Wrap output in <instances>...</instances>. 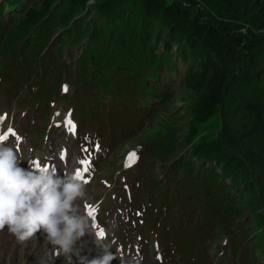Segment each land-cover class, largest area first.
Wrapping results in <instances>:
<instances>
[{"label": "trees", "instance_id": "trees-1", "mask_svg": "<svg viewBox=\"0 0 264 264\" xmlns=\"http://www.w3.org/2000/svg\"><path fill=\"white\" fill-rule=\"evenodd\" d=\"M201 1L246 12L259 24V32L244 36L231 27L208 28L209 45L193 59L179 44L184 40L174 15L166 14L160 0H115L111 8L99 12L98 20L107 25L103 36L81 31L87 24L71 30H67L68 23L62 25L70 11L80 6V0H1L0 50L14 55L17 67L27 71L26 78L36 75L32 85L36 86L42 77L59 79L63 71L69 72L71 66L63 62L65 52L83 44L76 68L82 75L80 83L89 94L108 103L130 99L119 80L118 66L136 62L156 71L169 70L177 53L186 69L182 102L178 105L173 99L166 106V135L157 136L165 143L158 158L163 163L179 162L188 149L179 143V136H185L193 122L218 109L220 148L258 179L253 187L243 185L241 189L251 214L256 208L249 202L264 199V0ZM125 33L128 40H116ZM53 40L56 50L46 51ZM196 42L194 38L191 44ZM39 72L42 77H37ZM157 118L158 122L160 116Z\"/></svg>", "mask_w": 264, "mask_h": 264}, {"label": "rangeland", "instance_id": "rangeland-1", "mask_svg": "<svg viewBox=\"0 0 264 264\" xmlns=\"http://www.w3.org/2000/svg\"><path fill=\"white\" fill-rule=\"evenodd\" d=\"M114 1L115 0H80V6L75 7L70 11V17L68 21L64 22V24L62 25L68 23L69 26L67 27V30H71L77 28L82 24H87L86 26H82L80 30H88V33L93 36L102 35V33L105 32L103 30V27H107V25H103L102 21L100 22L98 20L99 12H105L107 8H111ZM160 2L166 10L165 12L167 15H174L173 19L179 27V35L184 40L179 44L184 47L188 57H191L193 59H196V57L204 51L205 47L209 45L210 38H208L205 34L208 28L214 27L215 30L224 27H231V29H238L244 36H246L250 32L258 33L260 30L259 24L255 22V20L250 15L232 6L220 7L216 3L207 4L206 2H202L201 0H182V3L181 0H160ZM113 9L114 8L110 10ZM165 21L169 23L171 22V19H167ZM107 35L111 36V34ZM186 38H188L187 41ZM194 38H197V42L192 45L191 41ZM116 40H128L127 34H120V36ZM50 50H56L54 43L51 44ZM73 54H77V51H73ZM8 81L9 80L7 78L4 79V88ZM16 84L20 86L22 83H18L16 81ZM54 89L55 88L51 85V82H49V86H47L43 98L44 103L38 105L36 109H34V107L36 102L39 100V97L30 99L28 96H23V98L20 99L16 104L17 110L21 111L23 109H26L30 113L31 117L35 116V114L38 113L37 117L35 118H30L29 115H25L22 121V124L25 125L29 131H32V135L35 134L36 123H39L40 119L45 117V115H47V117L49 118L54 114L56 110L63 111L64 113L65 110L71 107V103L68 100H64L61 107H58L57 105H46L51 102L50 99L54 96ZM11 92H14L15 95L18 92V97H21L24 93L23 90H21L19 87H14L13 89H9L8 91H5L4 89L2 94L0 95V105L5 104L7 107L6 112L11 110L9 115L11 116V114H15L16 116L17 113L14 110L16 99L13 96H10ZM181 97L182 90L178 91L170 101L176 99V103H179L178 105H180L182 102ZM170 101L162 106L158 113L150 120L149 118L139 120L138 124L144 126L141 130L138 131V134L135 133L137 135L130 140L128 138L122 137L125 133L130 131V129L123 124H119L118 126L112 125L111 123H108L105 126L102 124L94 125L90 120H88L87 117H79V121L81 124L83 123L82 126L84 128L89 129V131L95 130L103 136L106 152L103 154L104 158L101 161V165H108L110 162L116 161L117 153L118 155H120L119 151L123 150L126 147L128 148L141 145L143 144V141L145 139L150 137H157L159 135L165 136L166 129L163 119L167 113L166 106L170 103ZM44 104L46 106H43ZM158 116H160V120L157 122ZM221 126L222 120L220 112L218 109H215L214 111L206 113L201 119L193 122L191 124V127L187 130L185 136H179L181 137V140H179L178 138L179 143L188 146L187 153L196 154L197 156H208L210 158H214V160L219 161L225 175H234L236 179V186L242 187L244 185L251 187L258 181L256 174L242 162L237 163L232 155L228 154L219 146L217 137L221 130ZM42 131L43 130H41V133ZM44 135L45 138H48L49 135V140L46 139L45 142L47 141L46 143L48 144L46 145L53 151H59L62 146H69L70 144L68 138L64 136L63 133H60L59 130L48 134L47 127H45ZM43 140L44 139L42 138V136H39V142L44 143ZM123 142H125V144ZM72 146L74 147L72 154L74 163V158L75 156H79L80 149L79 146ZM110 155L111 157H109ZM139 174V172L133 173L132 176L138 177ZM149 179L150 176H147L146 182H148ZM135 182L136 185L138 182H140L143 189L144 185L142 181L136 179ZM137 197L138 198L136 203L142 205L144 201L141 200V193ZM149 204L150 203H144L146 207H149ZM249 204L253 205L256 209L260 208L259 203L249 202ZM155 205L159 207L158 202L155 201L151 208L154 209L156 207ZM166 206L169 208L167 212L168 217L167 219L162 220V222H167V228H164L162 226L161 230L163 234H165L168 238L170 233L169 227H172V224H175L179 220L171 218L172 215L176 216L177 214L176 212H172V207L169 203L166 204ZM111 209L116 214H119L122 209L124 210V202L122 201V199H120L119 194L117 195V199H111ZM141 209L143 211V208ZM247 209L248 204L242 198L243 216L248 214ZM158 221H161V218H159ZM162 237L167 243L169 242L165 236ZM224 239L227 238L223 236L220 239L215 238L212 241L207 242L206 251L202 255L203 261L212 264L217 255H221L223 251L227 253V247H225L223 243ZM40 243L41 245H38L37 248L29 247L28 250L22 249L19 252L1 251L0 264H67V261L65 260L56 262L52 261L51 254L49 253V250H47V244L43 241H41ZM193 244L188 248L187 251H193L196 255V258L188 264L200 261V252L196 247H193ZM186 252H184L183 249L179 250V254L182 255ZM177 257H179V255H177ZM224 257L227 258V254ZM258 258L260 260H264V257L259 254ZM84 260L85 264H88L87 262L89 260ZM229 261L230 264H238V262L233 258H230ZM181 263L185 264L183 263V261H181ZM78 264H80V262Z\"/></svg>", "mask_w": 264, "mask_h": 264}, {"label": "clouds", "instance_id": "clouds-1", "mask_svg": "<svg viewBox=\"0 0 264 264\" xmlns=\"http://www.w3.org/2000/svg\"><path fill=\"white\" fill-rule=\"evenodd\" d=\"M17 151L0 143V230L7 227L20 242L43 230L58 256L73 264L77 243L85 237L89 218L76 205L86 196L85 184L76 172L59 175L54 169L26 170ZM88 264H112L117 259L107 245ZM81 264L85 260L81 259Z\"/></svg>", "mask_w": 264, "mask_h": 264}, {"label": "snow or ice", "instance_id": "snow-or-ice-1", "mask_svg": "<svg viewBox=\"0 0 264 264\" xmlns=\"http://www.w3.org/2000/svg\"><path fill=\"white\" fill-rule=\"evenodd\" d=\"M65 91H67V87H65ZM57 115H59V113H57ZM69 125L73 128V133H75V125L72 123V121L69 119L68 121ZM10 131V134L13 136V137H16V139H20L17 134L12 131V130H9ZM8 139L7 136H0V141H6ZM87 139V137H86ZM85 152H87L88 150L85 148L84 149ZM96 151L99 152L100 151V146H99V143L97 142L96 144ZM67 155V150L65 149L64 150V154L61 156V159H64V157ZM30 164H32V166L34 165V169L39 171L41 169H48V168H41V165H40V162L39 161H29ZM79 163L83 166V170H80L79 168L76 170V174L77 176L81 179V181L84 183V184H87L89 183L90 181L88 179H85V174L86 173H89L90 171V166H91V160L90 159H82L79 161ZM55 170V169H54ZM96 210L95 209H90L89 212H88V215L89 216H92L94 218V214H95ZM139 215V213H138ZM105 236V233L104 231H100L99 233V237L100 238H103ZM41 239H43L41 237Z\"/></svg>", "mask_w": 264, "mask_h": 264}, {"label": "bare ground", "instance_id": "bare-ground-1", "mask_svg": "<svg viewBox=\"0 0 264 264\" xmlns=\"http://www.w3.org/2000/svg\"><path fill=\"white\" fill-rule=\"evenodd\" d=\"M4 39V38H3ZM52 40V39H51ZM3 41V40H2ZM54 43V40L53 41H50L49 43H48V45L46 46V51H52V52H54L53 50H50V46H51V44H53ZM56 48V47H55ZM15 49V48H14ZM21 50V49H20ZM12 51V50H11ZM20 53V52H19ZM22 56V55H21ZM158 56V55H157ZM173 56V55H172ZM15 58H16V56H15ZM164 60V59H163ZM166 65V64H165ZM172 65V64H171ZM170 67V66H169ZM95 69V68H94ZM34 70V69H33ZM36 70V69H35ZM94 75V74H93ZM92 75V76H93ZM85 76V75H84ZM87 78H88V76H86ZM82 78V77H81ZM100 81V80H99ZM99 81H98V83H99ZM87 82V81H86ZM82 83V82H81ZM87 84H89V83H87ZM91 84V83H90ZM87 88V87H86ZM89 88V87H88ZM170 117V116H169ZM83 124V123H82ZM58 137V136H57ZM47 142V141H46ZM119 143V142H118ZM124 144H125V142H123ZM48 144V143H47ZM55 144V143H54ZM53 144V145H54ZM122 144V143H121ZM120 144V145H121ZM118 145V144H117ZM117 147V146H116ZM120 147V146H119ZM115 148V147H114ZM116 149V148H115ZM119 149V148H118ZM56 150V149H55ZM116 154V153H115ZM160 156V155H159ZM109 157H111V155L109 156ZM109 160V159H108Z\"/></svg>", "mask_w": 264, "mask_h": 264}]
</instances>
